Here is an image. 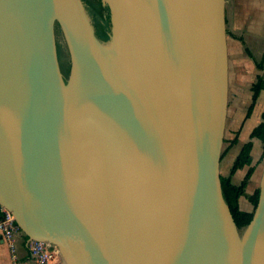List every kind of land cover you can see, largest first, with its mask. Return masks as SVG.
Segmentation results:
<instances>
[{"label":"water","instance_id":"1","mask_svg":"<svg viewBox=\"0 0 264 264\" xmlns=\"http://www.w3.org/2000/svg\"><path fill=\"white\" fill-rule=\"evenodd\" d=\"M103 1L108 41L83 0H0V205L63 264H264V166L244 227L221 180L226 0Z\"/></svg>","mask_w":264,"mask_h":264},{"label":"crops","instance_id":"2","mask_svg":"<svg viewBox=\"0 0 264 264\" xmlns=\"http://www.w3.org/2000/svg\"><path fill=\"white\" fill-rule=\"evenodd\" d=\"M226 19L229 94L221 175L230 174L243 145L252 142V161L238 168L233 176V180L239 183L253 167L247 185V191L251 193L259 186L264 166V141L255 134L257 126L264 121V89L254 98L258 76H264V64L259 67L264 58V0H226ZM246 209L251 210L252 207ZM0 211L3 213L2 206ZM24 236L21 230L17 233L19 259H27L29 255L28 241ZM11 262L10 248L0 236V264Z\"/></svg>","mask_w":264,"mask_h":264},{"label":"trees","instance_id":"3","mask_svg":"<svg viewBox=\"0 0 264 264\" xmlns=\"http://www.w3.org/2000/svg\"><path fill=\"white\" fill-rule=\"evenodd\" d=\"M109 15V13H108ZM110 18V17H109ZM108 30L105 31L104 35L101 37L105 40L108 41L110 39L111 35V21L109 24ZM106 37V38H105ZM264 64V58L261 63H259V67H263ZM63 66V65H62ZM65 70V69H64ZM70 70V62H69V69L65 70L68 72ZM264 89V76L259 75L258 76V81L254 86V98H257L258 95L260 94L261 90ZM255 134L258 135L263 141H264V121L261 122L256 130ZM253 147L252 142H247L243 145V148L237 158L235 159L233 166L231 168L230 174L229 175H221V180H222V186H223V192L224 196L226 198V201L230 207V210L234 216V219L236 223L238 224L239 227H244L246 226L250 220L252 219L253 216V211L249 210H244L240 207V198L241 196H246L253 205H257L258 200H259V194H260V189L257 187L253 192H248L247 191V185L249 183V180L251 178V175L253 173L254 168H250L248 173L246 174L245 178L241 180L239 183H236L233 180L234 173L238 168L243 166L245 163H250L252 161V156H251V150ZM0 210H1V205H0ZM0 214L2 212L0 211ZM25 240H28V235L25 234Z\"/></svg>","mask_w":264,"mask_h":264},{"label":"built area","instance_id":"4","mask_svg":"<svg viewBox=\"0 0 264 264\" xmlns=\"http://www.w3.org/2000/svg\"><path fill=\"white\" fill-rule=\"evenodd\" d=\"M20 231L16 217L7 208H3L0 217V236L6 241L12 255L10 264H63L60 248L46 240L28 239L29 255L19 259L17 255V233Z\"/></svg>","mask_w":264,"mask_h":264},{"label":"rangeland","instance_id":"5","mask_svg":"<svg viewBox=\"0 0 264 264\" xmlns=\"http://www.w3.org/2000/svg\"><path fill=\"white\" fill-rule=\"evenodd\" d=\"M83 2H84L86 12L88 13L92 21V24L94 26L97 36L102 41H105L103 40L101 36L104 35L106 30H108L111 17L110 15H108V12L105 6L103 5L104 3L103 0H83ZM111 27H112V23H111ZM58 47H59V52H60V57H61L63 68L65 70H68L69 69L68 49H67V46H66V43H65L60 27L58 28ZM240 205L242 208L253 207L252 202L246 196L241 197Z\"/></svg>","mask_w":264,"mask_h":264},{"label":"bare ground","instance_id":"6","mask_svg":"<svg viewBox=\"0 0 264 264\" xmlns=\"http://www.w3.org/2000/svg\"><path fill=\"white\" fill-rule=\"evenodd\" d=\"M94 17V16H93ZM96 20V19H95ZM94 20V21H95ZM108 25V24H107ZM96 27V26H95ZM98 27V26H97ZM108 27H110V26H108ZM110 29V28H109ZM97 30V29H96ZM106 38V37H105ZM104 40V39H103ZM109 60V63H111V64H114V60L112 59V58H109L108 59ZM94 111H97L96 109H94V108H91L90 109V112H91V114H93L94 115ZM91 117H93V116H91ZM93 135H94V132H93Z\"/></svg>","mask_w":264,"mask_h":264},{"label":"flooded vegetation","instance_id":"7","mask_svg":"<svg viewBox=\"0 0 264 264\" xmlns=\"http://www.w3.org/2000/svg\"><path fill=\"white\" fill-rule=\"evenodd\" d=\"M104 2V1H103ZM103 5L105 6V8H106V10H107V12L109 13V15H110V12H109V8H108V6L105 4V3H103Z\"/></svg>","mask_w":264,"mask_h":264}]
</instances>
